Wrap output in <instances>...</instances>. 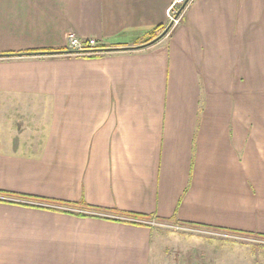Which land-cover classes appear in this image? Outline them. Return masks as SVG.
Segmentation results:
<instances>
[{
	"label": "crops",
	"instance_id": "1",
	"mask_svg": "<svg viewBox=\"0 0 264 264\" xmlns=\"http://www.w3.org/2000/svg\"><path fill=\"white\" fill-rule=\"evenodd\" d=\"M180 3L0 0V264H160L145 220L264 234V0Z\"/></svg>",
	"mask_w": 264,
	"mask_h": 264
},
{
	"label": "rangeland",
	"instance_id": "2",
	"mask_svg": "<svg viewBox=\"0 0 264 264\" xmlns=\"http://www.w3.org/2000/svg\"><path fill=\"white\" fill-rule=\"evenodd\" d=\"M157 222L154 227L163 255L160 264H264V238L201 225Z\"/></svg>",
	"mask_w": 264,
	"mask_h": 264
},
{
	"label": "built area",
	"instance_id": "3",
	"mask_svg": "<svg viewBox=\"0 0 264 264\" xmlns=\"http://www.w3.org/2000/svg\"><path fill=\"white\" fill-rule=\"evenodd\" d=\"M167 15L172 23H177L179 20V16L176 15V12L172 9H168ZM66 47L69 53H76L82 55H92L95 53L102 52L103 50H99L101 47L94 38H79L73 32H67L66 34ZM144 223H147L151 226H157L159 223L157 220H145ZM179 226L175 224L174 227Z\"/></svg>",
	"mask_w": 264,
	"mask_h": 264
},
{
	"label": "trees",
	"instance_id": "4",
	"mask_svg": "<svg viewBox=\"0 0 264 264\" xmlns=\"http://www.w3.org/2000/svg\"><path fill=\"white\" fill-rule=\"evenodd\" d=\"M189 0H183L180 4H179V6H178V8L177 9H179V8H183L184 7V5L188 2ZM171 26V25H170ZM153 38V39H152ZM158 38V34H154V33H151L146 39H145V41H147L146 43H144V45H146V44H148L149 42H154V40H156ZM153 40V41H149V40ZM110 48H101V49H99V50H109ZM62 52H68V51H66V50H64V51H62ZM45 53H49V51L48 52H45ZM22 196H25V198H30V196H28V195H22ZM83 204V206H86L87 208L89 207V208H91L92 206H90V205H87V204H84V203H82ZM92 208H94V207H92ZM96 208V207H95ZM212 228H216V229H220L219 227H212ZM230 230V229H229ZM230 231H233V232H236V233H243V234H249V235H254V236H258V237H261V238H264V234H260V233H252V232H248V231H241V230H230Z\"/></svg>",
	"mask_w": 264,
	"mask_h": 264
},
{
	"label": "water",
	"instance_id": "5",
	"mask_svg": "<svg viewBox=\"0 0 264 264\" xmlns=\"http://www.w3.org/2000/svg\"><path fill=\"white\" fill-rule=\"evenodd\" d=\"M180 10H181V8H179L178 10H177V12H176V15H178L179 14V12H180ZM170 25H171V23H169L168 25H167V27L158 35V36H160V35H163L167 30H168V28L170 27Z\"/></svg>",
	"mask_w": 264,
	"mask_h": 264
}]
</instances>
